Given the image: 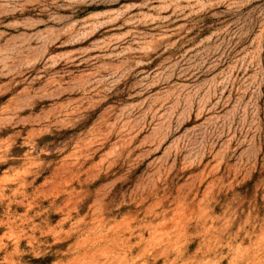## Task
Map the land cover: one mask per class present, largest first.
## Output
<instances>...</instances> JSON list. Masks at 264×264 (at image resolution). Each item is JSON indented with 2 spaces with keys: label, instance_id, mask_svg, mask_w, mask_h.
Masks as SVG:
<instances>
[{
  "label": "rangeland",
  "instance_id": "rangeland-1",
  "mask_svg": "<svg viewBox=\"0 0 264 264\" xmlns=\"http://www.w3.org/2000/svg\"><path fill=\"white\" fill-rule=\"evenodd\" d=\"M0 264H264V0H0Z\"/></svg>",
  "mask_w": 264,
  "mask_h": 264
}]
</instances>
